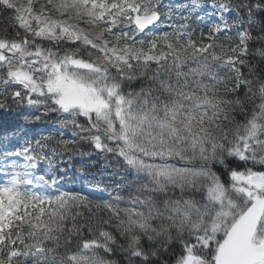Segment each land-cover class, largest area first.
Segmentation results:
<instances>
[{
	"label": "snow or ice",
	"instance_id": "6c2138e0",
	"mask_svg": "<svg viewBox=\"0 0 264 264\" xmlns=\"http://www.w3.org/2000/svg\"><path fill=\"white\" fill-rule=\"evenodd\" d=\"M166 7L0 0V116L59 125L0 152V264H264V0ZM82 144L111 199L61 190Z\"/></svg>",
	"mask_w": 264,
	"mask_h": 264
},
{
	"label": "trees",
	"instance_id": "16d2710c",
	"mask_svg": "<svg viewBox=\"0 0 264 264\" xmlns=\"http://www.w3.org/2000/svg\"><path fill=\"white\" fill-rule=\"evenodd\" d=\"M210 1V0H208ZM0 23H5V21L0 18ZM222 39H224L222 37ZM231 39L234 41V37L231 36ZM258 46V45H257ZM242 71H246L242 69ZM10 118V121L13 124V127L9 128L8 137L11 140H15L17 137L19 138L17 142L11 145L13 148L17 147L18 145H22L25 140L37 138L34 134L37 129L41 126H49V127H58V122L55 118L42 120V121H32L26 120L24 115L17 113L13 110L10 114L4 115ZM27 133L26 135L23 133ZM63 138H70L71 131L68 129L63 130ZM22 135V136H21ZM60 137L58 136L57 139ZM12 144V143H11ZM79 151L83 153V155H78L75 151L71 154L72 158L69 159V155L65 154L62 156L64 163L61 165L60 169L62 171L57 172L58 176H62L61 172H64V178L70 177V175H75L79 177L80 181L83 183L88 181L90 183H97L103 185L105 188L109 189V193L115 194L116 185L122 183V177L125 175L124 169H122L119 163L109 155L107 158L104 155L97 154L89 145L82 144L78 146ZM236 165H233L235 167ZM70 169L71 174H69L68 169ZM64 169V171H63ZM82 173V176L80 174ZM119 172L120 175L116 173ZM127 179H132V177H127ZM121 195L127 196V191H121ZM96 199H111L110 195L103 194V193H94ZM171 252L166 255H162L160 257L161 260H168L169 264H171ZM114 259L117 260L118 264H123L121 257L116 256Z\"/></svg>",
	"mask_w": 264,
	"mask_h": 264
},
{
	"label": "rangeland",
	"instance_id": "374dc122",
	"mask_svg": "<svg viewBox=\"0 0 264 264\" xmlns=\"http://www.w3.org/2000/svg\"><path fill=\"white\" fill-rule=\"evenodd\" d=\"M173 6H172V10L175 8V7H179L177 9V12H178V16L181 17L182 14L183 15H187L186 12H184V8L187 7L189 4L187 5H184L186 3V1H183V0H173ZM166 10L167 11H171V8L170 7H166ZM211 10L209 9V12ZM200 15L203 16L204 15V12L201 11L200 12ZM205 19L207 20L208 17H205ZM196 25V24H195ZM196 26H199V25H196ZM200 27V26H199ZM232 36H235V32L233 31L232 32ZM235 40H236V36H235ZM11 125L10 123H6L5 122V126H9ZM2 126H4L2 124ZM65 190L66 191H78L79 189L80 190H84L83 186L79 183V181L76 179V178H73L71 177L70 179H68L66 182H65Z\"/></svg>",
	"mask_w": 264,
	"mask_h": 264
}]
</instances>
